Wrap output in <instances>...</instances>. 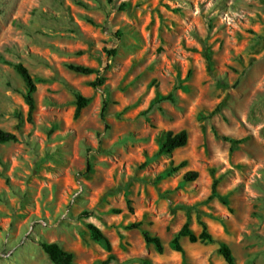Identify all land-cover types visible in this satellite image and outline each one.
Wrapping results in <instances>:
<instances>
[{
	"label": "rangeland",
	"instance_id": "1",
	"mask_svg": "<svg viewBox=\"0 0 264 264\" xmlns=\"http://www.w3.org/2000/svg\"><path fill=\"white\" fill-rule=\"evenodd\" d=\"M18 63L36 85L30 123ZM75 91L89 99L77 118ZM0 129L17 137L0 143V264H52L41 242L104 261L88 225L109 264H226L220 244L264 264V0H0ZM182 130L187 144L155 157ZM187 219L214 242L182 237L181 254Z\"/></svg>",
	"mask_w": 264,
	"mask_h": 264
},
{
	"label": "trees",
	"instance_id": "2",
	"mask_svg": "<svg viewBox=\"0 0 264 264\" xmlns=\"http://www.w3.org/2000/svg\"><path fill=\"white\" fill-rule=\"evenodd\" d=\"M121 33L117 32L116 36H120ZM106 54L108 56H115L116 51H106ZM205 60H206V67L210 74H212V62L208 56V53H205ZM16 73L21 77V79L24 82L25 85V93L23 95V99L25 101V104L27 105V116L26 120L30 123L32 121V116L35 110V104H34V98L33 95L36 92V85L34 82V79L30 75L29 71L26 67H24L22 64L18 63L13 66ZM67 68L77 74L81 75H90L93 73L98 74V71H96L93 68L81 66V65H75V64H68ZM105 82V78L102 76H97L91 83L90 86L94 89L99 88L103 86ZM74 98H75V111H74V117L77 118L83 108H85L89 102V99L83 97L79 92H73ZM106 102L104 101L102 104V108L100 111V119L102 122H105V112H106ZM17 119V127L19 128L23 124V117L20 114H16ZM216 138H220L221 140L225 142H230L231 144H237L239 141H234L231 138L228 137H220L218 134L215 133ZM187 132L185 130H182L176 134H173L171 132H166L165 135L161 138L158 144V149L155 154V157L158 156H169L174 150L184 147L187 144ZM17 137L13 133L6 132L0 129V143H9V142H16ZM185 166V163L182 162L179 164L177 168H181ZM177 168H173L172 171H175ZM87 170H91L90 164H87ZM211 174H213V171H210ZM198 174L196 172H188L184 175L183 179L185 182H192L196 180ZM220 182V178L214 179L212 183V189H211V196L217 197L218 199L222 200V197L218 195L217 192V185ZM127 204L129 206L130 201H127ZM129 210L131 211V208L129 207ZM199 225L201 227V230L198 234H195L190 228L188 224V219L183 224V226L180 228V230L174 235L172 244L174 246V249L176 252H179L183 254L182 248L179 244V240L182 237L188 238L189 242L191 243H213L214 239L211 236V234L207 230V226L204 222L199 221ZM140 226V223H132L129 224L126 228L127 229H138ZM88 229L91 231L93 236L96 239H102L105 242L106 250L109 253L107 258L104 261H96V264H109L112 260H114L113 255L110 254L111 252V246L109 242L104 238L103 234L99 229L94 227L93 225H88ZM142 237L146 245H153L156 250L161 253L162 251V245L159 238L154 237L150 235L148 232L143 231ZM39 246L43 250V252L47 255L48 259L52 264H76L73 262V256L72 254L64 251L60 245L56 242L53 243H45L41 242L39 243ZM218 254L223 258L226 264H235L233 256L231 254L230 249L224 245L220 244L218 247ZM142 264H148L146 261H142Z\"/></svg>",
	"mask_w": 264,
	"mask_h": 264
}]
</instances>
